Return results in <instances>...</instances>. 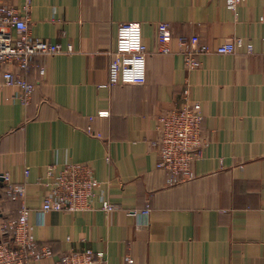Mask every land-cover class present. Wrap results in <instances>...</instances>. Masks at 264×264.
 <instances>
[{
    "label": "crops",
    "instance_id": "obj_1",
    "mask_svg": "<svg viewBox=\"0 0 264 264\" xmlns=\"http://www.w3.org/2000/svg\"><path fill=\"white\" fill-rule=\"evenodd\" d=\"M7 2L32 37L64 50L37 58L45 72L26 75L36 82L27 104L13 98L16 87L0 88V173L25 185L32 233L52 251L36 264L85 247L104 251L107 264L126 255L135 264H264V0L235 12L225 0H30L27 11L25 0ZM122 22L141 24L143 84L109 81ZM159 22L173 33L168 53L158 48ZM194 34L210 46L237 36L243 46L201 55L187 69L176 37ZM187 83L205 145L195 177L171 186L151 141L156 118L181 105ZM68 162L93 167L101 183L94 209L41 211L46 166ZM101 200L118 208L103 211Z\"/></svg>",
    "mask_w": 264,
    "mask_h": 264
},
{
    "label": "built area",
    "instance_id": "obj_2",
    "mask_svg": "<svg viewBox=\"0 0 264 264\" xmlns=\"http://www.w3.org/2000/svg\"><path fill=\"white\" fill-rule=\"evenodd\" d=\"M246 0H225L226 7L236 11L237 6ZM30 0H25L27 11ZM159 51L168 53L173 33L167 22L156 26ZM179 52L184 66L195 69L200 66V56L206 53L231 54L243 46V39L237 36L230 40L210 46L201 42L199 36L178 35ZM70 51L69 49H67ZM246 52L252 45L246 44ZM64 52L59 44L32 37L28 20L15 6L0 0V88L16 87L14 99L27 104L36 82L27 79V74L35 71L38 76L45 72L44 66L37 61L40 56H51ZM146 46L142 41L141 24L122 22L117 26L116 47L112 52L108 73L111 83L143 84L146 81ZM103 116L106 113H99ZM203 114L198 101L190 98L187 83L182 91V103L156 118L155 140L151 145L157 154L156 166L167 172V183L171 186L186 183L195 177L194 162L200 158L205 141L201 134ZM25 173H28L26 169ZM38 183L45 192L41 211H64L68 213L94 209L92 200L101 185L94 169L88 163L68 162L62 165L49 164L44 177ZM0 186L4 193L17 198L20 202L17 216L0 222V264H36L52 256L47 245L39 244L28 222L29 208L24 203L25 185L10 180L9 174L0 173ZM109 212L118 207L101 200L99 207ZM150 208L137 211L147 216ZM9 234V235H8ZM9 236V239H8ZM56 264H107L104 251L82 248L79 251H66L59 255ZM124 264H135L133 257L126 255Z\"/></svg>",
    "mask_w": 264,
    "mask_h": 264
},
{
    "label": "trees",
    "instance_id": "obj_3",
    "mask_svg": "<svg viewBox=\"0 0 264 264\" xmlns=\"http://www.w3.org/2000/svg\"><path fill=\"white\" fill-rule=\"evenodd\" d=\"M10 204H18L19 200L17 198H13L6 193H4L0 186V222L7 220V219H13L17 216V213L15 215H11L10 213H5L7 206ZM19 206L17 207L16 211H18ZM9 235V234H8ZM9 239V236H8Z\"/></svg>",
    "mask_w": 264,
    "mask_h": 264
}]
</instances>
